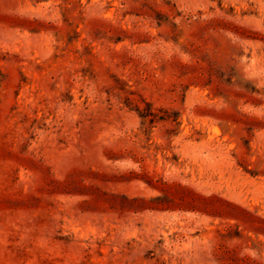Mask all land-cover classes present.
<instances>
[{
    "label": "rangeland",
    "instance_id": "374dc122",
    "mask_svg": "<svg viewBox=\"0 0 264 264\" xmlns=\"http://www.w3.org/2000/svg\"><path fill=\"white\" fill-rule=\"evenodd\" d=\"M0 264H264V0H0Z\"/></svg>",
    "mask_w": 264,
    "mask_h": 264
},
{
    "label": "trees",
    "instance_id": "16d2710c",
    "mask_svg": "<svg viewBox=\"0 0 264 264\" xmlns=\"http://www.w3.org/2000/svg\"><path fill=\"white\" fill-rule=\"evenodd\" d=\"M147 105H148L149 109H151L153 107L152 103H148ZM140 114L144 118H146L148 116V113H146V111H144V110L141 111V109H140Z\"/></svg>",
    "mask_w": 264,
    "mask_h": 264
}]
</instances>
